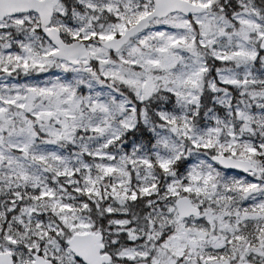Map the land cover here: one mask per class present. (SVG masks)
<instances>
[{
    "label": "snow or ice",
    "instance_id": "6c2138e0",
    "mask_svg": "<svg viewBox=\"0 0 264 264\" xmlns=\"http://www.w3.org/2000/svg\"><path fill=\"white\" fill-rule=\"evenodd\" d=\"M0 264H264V0H0Z\"/></svg>",
    "mask_w": 264,
    "mask_h": 264
}]
</instances>
